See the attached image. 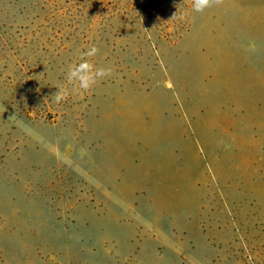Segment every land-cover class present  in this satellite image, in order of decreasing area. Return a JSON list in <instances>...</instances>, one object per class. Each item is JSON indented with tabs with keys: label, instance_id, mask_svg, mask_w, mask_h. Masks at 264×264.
Segmentation results:
<instances>
[{
	"label": "rangeland",
	"instance_id": "rangeland-1",
	"mask_svg": "<svg viewBox=\"0 0 264 264\" xmlns=\"http://www.w3.org/2000/svg\"><path fill=\"white\" fill-rule=\"evenodd\" d=\"M0 264H264V0H0Z\"/></svg>",
	"mask_w": 264,
	"mask_h": 264
},
{
	"label": "clouds",
	"instance_id": "clouds-1",
	"mask_svg": "<svg viewBox=\"0 0 264 264\" xmlns=\"http://www.w3.org/2000/svg\"><path fill=\"white\" fill-rule=\"evenodd\" d=\"M224 0H192L193 11L202 13L206 9L213 6L220 5ZM177 13L173 16L176 18ZM181 19L183 16L180 17ZM99 49L96 46H92L90 50L81 53L80 62L73 63L69 66L66 74V81L68 85H71V89L64 85H59L58 89L52 97L56 103L67 100L71 93L77 91L85 93L94 88V86L102 79L110 77L112 75L111 67L96 66L90 60L85 57H93L97 55Z\"/></svg>",
	"mask_w": 264,
	"mask_h": 264
}]
</instances>
